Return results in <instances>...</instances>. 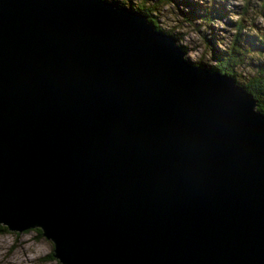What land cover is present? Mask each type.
<instances>
[{
	"label": "water",
	"instance_id": "obj_1",
	"mask_svg": "<svg viewBox=\"0 0 264 264\" xmlns=\"http://www.w3.org/2000/svg\"><path fill=\"white\" fill-rule=\"evenodd\" d=\"M147 17L0 0V225L61 264H264V114Z\"/></svg>",
	"mask_w": 264,
	"mask_h": 264
},
{
	"label": "rangeland",
	"instance_id": "obj_2",
	"mask_svg": "<svg viewBox=\"0 0 264 264\" xmlns=\"http://www.w3.org/2000/svg\"><path fill=\"white\" fill-rule=\"evenodd\" d=\"M106 1L116 6H143L151 12L166 33L170 31V35L178 38L179 43L185 47L187 59L195 64L201 61L207 67L216 63L212 54V44L221 50L231 45L237 33L234 23L246 8L247 14L243 17L245 19L243 33L257 35L259 32L255 31L252 24L260 29L264 28V2L262 0ZM212 1H214L213 4ZM210 10L215 14L213 21L198 18L194 21L186 19L193 11L200 15ZM260 35H263V30ZM259 61L256 51L246 57V61L236 69L241 81H247L257 75ZM52 252V241L43 236L40 237L36 230L21 233L8 230L0 233V264H61L55 258L50 257Z\"/></svg>",
	"mask_w": 264,
	"mask_h": 264
},
{
	"label": "trees",
	"instance_id": "obj_3",
	"mask_svg": "<svg viewBox=\"0 0 264 264\" xmlns=\"http://www.w3.org/2000/svg\"><path fill=\"white\" fill-rule=\"evenodd\" d=\"M164 1V0H161ZM264 2V0H262ZM214 1H212V4ZM124 4V3H123ZM211 4V6H212ZM122 6V5H119ZM125 6V5H124ZM127 7V6H126ZM129 9L133 11H137L141 13L142 15L146 16L148 21L152 23V25L155 27L157 31L165 32L161 26L158 24L156 18L152 16L151 12L147 11L143 6H137L134 7L131 5V7H128ZM214 9V8H212ZM247 9V8H246ZM242 11L240 13L239 19L236 20L234 23L237 33L231 43L230 46H227L224 50L215 48L214 44H212V54L215 58L216 63L210 67H207V65L203 64L201 61H199L195 65H200L202 67L208 68L213 71H220L222 73H225L226 75H229L233 77L236 81V83L240 86H242L248 93H250L257 101V110L262 112L264 114V28H259L256 25H251L255 28V31L259 32L257 35H249L246 33H243L244 21L243 18L247 11ZM203 19L204 21H213L215 20V14L214 11H208V13L204 14H196L195 11L191 12V15L189 14L186 19L189 21H194V19ZM254 30V29H253ZM263 35H260V32ZM166 33V32H165ZM166 34H170V31H167ZM174 37H176L174 35ZM178 39V38H177ZM180 47L185 51V47L179 43ZM254 51L257 52L259 56V63H258V73L257 75L251 77L250 79H247V81L242 80L238 77L236 69L243 64L246 61V57L250 55L251 53H254ZM39 236H42V231L40 229H35ZM8 229L0 225V233L7 232ZM52 259L54 258L53 252L50 256Z\"/></svg>",
	"mask_w": 264,
	"mask_h": 264
},
{
	"label": "bare ground",
	"instance_id": "obj_4",
	"mask_svg": "<svg viewBox=\"0 0 264 264\" xmlns=\"http://www.w3.org/2000/svg\"><path fill=\"white\" fill-rule=\"evenodd\" d=\"M187 59V58H186ZM193 63V62H192Z\"/></svg>",
	"mask_w": 264,
	"mask_h": 264
}]
</instances>
